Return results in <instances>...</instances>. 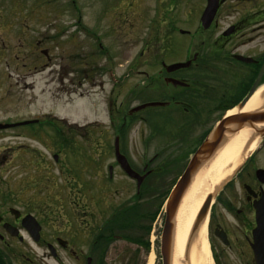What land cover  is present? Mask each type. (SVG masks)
<instances>
[{
  "label": "flooded vegetation",
  "instance_id": "obj_1",
  "mask_svg": "<svg viewBox=\"0 0 264 264\" xmlns=\"http://www.w3.org/2000/svg\"><path fill=\"white\" fill-rule=\"evenodd\" d=\"M203 1L205 7L207 0ZM242 1L250 5H239ZM25 8L22 6L19 13L24 12L28 19L34 9ZM200 16L194 30L181 33L170 25L166 33H157L156 37L142 41L138 58L128 61L129 70L122 78L131 73L144 79L141 82L144 90L140 95L146 98L137 105L157 102L162 105L156 108L170 110L175 107L157 114L170 116L168 120H172L174 112L185 115L178 124L180 131L184 125H205L215 119L204 132L206 134L218 120L228 115L229 108L239 104L248 94L254 84V71L257 74L264 61V0H218L206 28L202 26ZM17 25H23V22ZM17 29L21 46L23 42L19 36L24 39L29 35L21 26ZM54 29L48 22L43 33H38L40 37L35 45H43L42 56L48 55L44 46L52 42ZM177 33L185 34L189 39L186 58L169 62L165 57L175 51ZM259 45H262L261 49ZM27 46V52L34 56L32 42ZM143 57L146 59L141 61ZM178 62L187 65L173 71L168 69ZM139 65L142 68L138 69ZM109 74L112 75V70ZM175 80L180 84L174 83ZM154 91L159 98L146 96ZM113 93L112 88L109 107L112 112H119L123 104L115 107L111 99ZM194 105L203 110L194 111ZM135 106L121 116L112 147L104 150L93 146L78 150V156L71 162L73 165L65 167L66 171L60 168L56 176L59 187L54 191L49 189L46 198L39 202L34 197L19 198L18 192L15 193L19 187L17 181L12 191L6 190L3 194L0 189V264H163L164 213L157 175L165 167L162 159L167 149L149 151L136 145L134 149H128L120 137L129 135L126 132L135 122L149 125L148 135L167 143H174L180 132L169 133L162 122L164 130L155 126L152 130L149 119L135 117L148 108L130 112ZM109 125L115 131L116 120L110 117ZM143 133H139L138 141L146 144ZM252 135L253 140L254 132ZM65 142L64 139L61 144L64 146ZM263 149L264 138L258 139L253 150L241 155L235 173L212 197L207 230L212 239L210 250L217 253V264H229L224 251L232 249L238 250L235 252L237 263L257 264L255 230H260L264 242V177L260 178L257 171L264 168L258 165L256 157ZM37 157L40 158L37 160L39 165L35 167L33 162H28L30 166L25 172L31 189L38 183L42 185L41 181H35L40 175L52 174L49 157L44 154ZM51 159L54 163L59 162L57 154H52ZM216 206L222 207L226 219L215 220Z\"/></svg>",
  "mask_w": 264,
  "mask_h": 264
},
{
  "label": "rangeland",
  "instance_id": "obj_2",
  "mask_svg": "<svg viewBox=\"0 0 264 264\" xmlns=\"http://www.w3.org/2000/svg\"><path fill=\"white\" fill-rule=\"evenodd\" d=\"M0 3V123L38 120L37 124L0 130V189L3 194L6 190L12 191L17 181L19 187L15 193L18 192L19 198L34 197L36 202L49 196V189L54 191L59 187L56 176L60 168L65 170V167L73 165L71 162L78 156V150L92 149L93 146L104 150L111 148L121 116L130 107L145 101V95H140L144 90L141 84L144 79L131 73L122 78L129 70L127 65L130 60L138 58L143 47L142 41L156 37L157 33H166L170 25L178 30L196 29L204 7L203 0H1ZM239 5L250 3L242 1ZM22 6L26 10L34 9L28 19L24 12L19 13ZM22 22L23 25L17 26L24 28L29 36L24 39L19 36L23 42L19 46L16 23ZM48 22L55 29L52 42L44 46L47 47L48 55L42 56L43 45L38 47L35 43L40 37L38 33H43ZM176 36L175 51L165 57L169 62L186 58L189 39L179 33ZM29 42L33 44L34 56L26 50ZM258 47L261 49L262 45ZM145 59L143 57L141 61ZM137 68L142 67L139 65ZM110 70L112 75L109 74ZM112 88L114 93L111 99L115 107L123 104L119 112H112L109 107V92ZM135 90L141 92L136 93ZM146 96L159 98L156 91ZM167 109L148 108L135 117L149 119L152 130L157 128L162 131L166 124L169 133L180 132L174 143L150 137L149 125L138 122L127 130L129 135L120 137L128 149H134V145L149 151L167 149L162 159V166L165 167L157 175L163 199L162 211L170 189L184 170L198 141L204 138V132L215 121L213 119L205 125H184L180 131L178 124H181L185 115L174 112L172 120H168L170 116H157L160 112L176 108ZM194 109L196 112L203 110L195 105ZM149 114H152L151 118ZM110 117L116 120L115 131L109 125ZM141 132H145L146 144L138 141ZM59 134L65 136L64 146L61 144L64 137L61 140ZM258 139H253L254 145ZM42 154L49 157L48 165L52 174L40 175L35 181H41L42 185L38 183L31 189L25 172L29 163L33 162L35 167L39 165L37 160L40 158L37 156ZM52 154L58 155V163L52 161ZM256 158L258 165L264 168V149ZM238 163H229L224 175L207 190L206 195L215 193L218 183L235 173ZM198 210L189 225L182 251V258L185 260L187 257L189 264L195 240L194 235L189 241V235ZM214 211L215 220L227 218L222 207L216 206ZM208 235L206 230L208 264H217V253L210 250L212 239ZM224 252L227 253L225 258L229 264H239L235 256L237 249Z\"/></svg>",
  "mask_w": 264,
  "mask_h": 264
},
{
  "label": "water",
  "instance_id": "obj_3",
  "mask_svg": "<svg viewBox=\"0 0 264 264\" xmlns=\"http://www.w3.org/2000/svg\"><path fill=\"white\" fill-rule=\"evenodd\" d=\"M218 0H208L207 7L205 8L201 22L204 27L210 23L213 14L217 7ZM187 63H177L169 66V70L179 69L186 66ZM264 69V63L262 64L261 70L254 81V86L249 91L246 98L239 105V109L244 106L246 101L249 99L250 95L255 92L258 87L259 80L261 77L262 70ZM174 83H179L173 81ZM180 84V83H179ZM159 103H146L135 107L131 112L139 111L148 106H157ZM14 125H1L0 129L8 128ZM244 128H249L253 130L254 136L264 135V108L252 110V111H239L228 117L222 118L218 123L214 125L209 134L206 136L204 141L192 154L190 160L188 161L184 171L177 180L176 184L172 188L165 205V219L162 232V259L163 264H170L171 254H172V240L175 228V218L176 212L180 205V202L190 186L194 177L198 172L203 169V167L210 162L213 156L226 144L228 138ZM259 177H264V170L258 171ZM213 193H209L204 198L189 235V241L195 235L199 226L206 216L210 201L212 199ZM260 230L257 229L254 232L255 256L257 264H264V242L263 236L259 235ZM189 243V242H188Z\"/></svg>",
  "mask_w": 264,
  "mask_h": 264
},
{
  "label": "bare ground",
  "instance_id": "obj_4",
  "mask_svg": "<svg viewBox=\"0 0 264 264\" xmlns=\"http://www.w3.org/2000/svg\"><path fill=\"white\" fill-rule=\"evenodd\" d=\"M264 84L260 85L242 111H251L264 108ZM233 108L229 113H234ZM252 130L244 128L236 134L230 136L226 144L213 156L208 164L201 169L192 180L190 186L185 192L175 218V228L172 240L171 264H189L187 257L182 258V251L187 237L189 225L194 218L197 210L201 206L207 190H210L213 184L217 183L224 175L229 163L242 159L248 151L255 146L253 143L248 146L252 139ZM264 136V135H263ZM262 138V137H261ZM252 142L255 143L253 140ZM242 155V156H241ZM194 246L190 256L191 264H208V242L206 240V223L201 224L194 237ZM187 260V261H186Z\"/></svg>",
  "mask_w": 264,
  "mask_h": 264
}]
</instances>
